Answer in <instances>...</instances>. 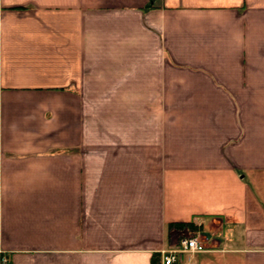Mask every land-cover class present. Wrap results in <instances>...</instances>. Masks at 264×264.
<instances>
[{"label":"crops","instance_id":"crops-1","mask_svg":"<svg viewBox=\"0 0 264 264\" xmlns=\"http://www.w3.org/2000/svg\"><path fill=\"white\" fill-rule=\"evenodd\" d=\"M264 264V0H0V258Z\"/></svg>","mask_w":264,"mask_h":264},{"label":"built area","instance_id":"built-area-1","mask_svg":"<svg viewBox=\"0 0 264 264\" xmlns=\"http://www.w3.org/2000/svg\"><path fill=\"white\" fill-rule=\"evenodd\" d=\"M205 245L199 236L181 237L175 245L160 250L161 264H183L186 255H195L204 251ZM0 264H11L5 256H1Z\"/></svg>","mask_w":264,"mask_h":264},{"label":"trees","instance_id":"trees-1","mask_svg":"<svg viewBox=\"0 0 264 264\" xmlns=\"http://www.w3.org/2000/svg\"><path fill=\"white\" fill-rule=\"evenodd\" d=\"M175 226H177L179 229L187 228L189 231H191L193 229L194 223L192 222L177 223Z\"/></svg>","mask_w":264,"mask_h":264},{"label":"rangeland","instance_id":"rangeland-1","mask_svg":"<svg viewBox=\"0 0 264 264\" xmlns=\"http://www.w3.org/2000/svg\"><path fill=\"white\" fill-rule=\"evenodd\" d=\"M193 234H195V232H192V230H191V234H186L185 236L193 235ZM183 237H184V236H183Z\"/></svg>","mask_w":264,"mask_h":264}]
</instances>
